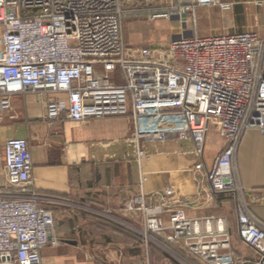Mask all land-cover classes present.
I'll use <instances>...</instances> for the list:
<instances>
[{"label":"built area","instance_id":"obj_1","mask_svg":"<svg viewBox=\"0 0 264 264\" xmlns=\"http://www.w3.org/2000/svg\"><path fill=\"white\" fill-rule=\"evenodd\" d=\"M131 1L138 5L137 0H0L1 109L8 110L13 97L32 92L46 97L50 121L130 118L141 192L125 204V212L141 218L147 241L155 236L180 244L200 262L238 264L220 253L230 247L222 218L214 230L213 218H189L177 206L174 187L144 190L152 158L145 142H193L199 160L185 173L206 170L214 195L235 197L240 240L256 251L253 264H264V223L249 204L260 202L261 195L247 193L235 169L245 133L264 135V39L256 33L181 37L167 48L133 49L124 34ZM196 6L230 9L221 0H192L175 9L181 14ZM171 16L150 15L153 20ZM212 131L227 144L208 168L205 146ZM4 153L0 264H43L42 252L58 248L60 239L54 213L37 196L25 195L34 170L29 141L13 137Z\"/></svg>","mask_w":264,"mask_h":264},{"label":"crops","instance_id":"obj_2","mask_svg":"<svg viewBox=\"0 0 264 264\" xmlns=\"http://www.w3.org/2000/svg\"><path fill=\"white\" fill-rule=\"evenodd\" d=\"M191 1L152 0L150 14L172 12V16L180 17L182 37L256 33L264 39V0H221L230 4L229 10L196 6L179 14L175 9ZM125 38L133 49H160L132 43L126 34ZM46 113V97L32 92L13 97L8 110L0 107V193L6 191L5 144L13 137L27 139L34 170L25 195L37 196L40 205L55 216L60 246L42 252L43 264H158V249L164 252L163 264H172L168 252L180 260L179 264H211L188 255L180 244L168 245L155 236L147 241L141 218L125 212V204L141 192L130 118L50 121ZM226 144L215 131L209 133L205 146L208 168L213 167ZM144 147L152 157L146 164L145 192H162L172 186L180 198L177 206L189 218H213L214 230L222 218L230 247L221 250V255L238 264H253L257 253L240 240L235 197L214 195L206 181V170L185 173L199 160L193 142L170 138L154 144L145 142ZM235 169L244 190L261 195L260 202L249 200V204L251 213L264 223V135L259 131L245 133ZM201 227L205 229L204 222Z\"/></svg>","mask_w":264,"mask_h":264},{"label":"rangeland","instance_id":"obj_3","mask_svg":"<svg viewBox=\"0 0 264 264\" xmlns=\"http://www.w3.org/2000/svg\"><path fill=\"white\" fill-rule=\"evenodd\" d=\"M150 1L152 0H137L138 5L133 4V1L129 3L126 11L130 10L135 13H131L128 16L126 15L124 19V30L130 42L138 45L147 43L153 47H160L162 49L165 48L168 42L182 37L181 21L178 16H171L170 20L158 19L156 21L147 18L145 14L148 10L152 9L150 8ZM208 154L210 155L209 152H206V156H208ZM168 253L169 257L172 256V258H170L172 264H179L180 260L177 257V259L174 258L175 256L170 252ZM158 254V264H163L164 252L158 249Z\"/></svg>","mask_w":264,"mask_h":264},{"label":"trees","instance_id":"obj_4","mask_svg":"<svg viewBox=\"0 0 264 264\" xmlns=\"http://www.w3.org/2000/svg\"><path fill=\"white\" fill-rule=\"evenodd\" d=\"M133 9H134V8H133ZM133 9H132V10H133ZM129 11H130V10H129ZM129 11H128V12H129ZM149 11H150V10H148V12H147L145 15H147V16L151 15V14H150L151 11H150V12H149ZM130 13H135V12H132V11H131ZM135 15H136V14H135ZM167 244L169 245L170 243L167 242Z\"/></svg>","mask_w":264,"mask_h":264}]
</instances>
